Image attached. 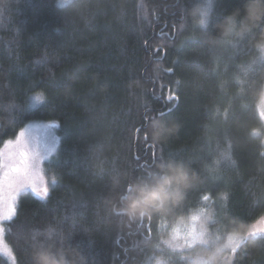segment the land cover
Listing matches in <instances>:
<instances>
[{
    "label": "trees",
    "instance_id": "16d2710c",
    "mask_svg": "<svg viewBox=\"0 0 264 264\" xmlns=\"http://www.w3.org/2000/svg\"><path fill=\"white\" fill-rule=\"evenodd\" d=\"M243 2L209 3L203 31L187 15L197 0H0V145L34 121L60 137L47 194L21 192L4 222L16 264L53 233L85 264H264V23L212 39ZM168 160L193 176L182 200L120 214L125 187ZM192 214L207 242L172 248L159 229Z\"/></svg>",
    "mask_w": 264,
    "mask_h": 264
},
{
    "label": "clouds",
    "instance_id": "9594fccd",
    "mask_svg": "<svg viewBox=\"0 0 264 264\" xmlns=\"http://www.w3.org/2000/svg\"><path fill=\"white\" fill-rule=\"evenodd\" d=\"M209 2L214 4L215 0ZM187 15L196 28L207 31L211 19L204 0H197ZM262 23L264 0H244L240 7L233 8L217 22L216 33L212 39L225 40L233 36H243ZM255 47L264 52V30L258 33ZM192 180L193 176L183 161H161L156 164L155 171L137 177L125 187L118 211L130 218L143 219L153 211L179 203L185 190L191 186ZM175 231L176 229H173V233ZM68 238L66 234L53 233L45 242L36 243L30 252L31 264H85L77 249L65 246ZM152 264H165V261L162 257H154Z\"/></svg>",
    "mask_w": 264,
    "mask_h": 264
},
{
    "label": "rangeland",
    "instance_id": "374dc122",
    "mask_svg": "<svg viewBox=\"0 0 264 264\" xmlns=\"http://www.w3.org/2000/svg\"><path fill=\"white\" fill-rule=\"evenodd\" d=\"M204 3L208 10L209 0H204ZM37 97L39 96H31V106H35L40 101ZM258 112L264 120V92L258 103ZM59 142L60 137L54 126L45 121H34L26 123L14 137L8 138L0 145V159L4 164V175L0 179V254L5 256L11 264L16 263L4 239V222L14 216L17 198L21 192L30 191L35 195H41L45 191L49 183L45 163L55 155ZM10 167L19 168L20 172L9 173ZM10 206L13 211L10 218L5 219L9 216ZM173 229H176L175 233ZM255 229L264 231V216L256 223ZM159 232L168 234L166 243L176 250L207 242L198 214L179 218L169 226L163 225ZM239 239L238 235L229 236L221 249L227 250L234 247ZM190 263L213 264V258L200 257L193 259Z\"/></svg>",
    "mask_w": 264,
    "mask_h": 264
},
{
    "label": "snow or ice",
    "instance_id": "6c2138e0",
    "mask_svg": "<svg viewBox=\"0 0 264 264\" xmlns=\"http://www.w3.org/2000/svg\"><path fill=\"white\" fill-rule=\"evenodd\" d=\"M63 2H67V0H63ZM239 7V6H238ZM41 97H37V99H40ZM169 99H171V97H169ZM171 111V110H169ZM142 129H138L137 131H141ZM145 139H147V137H145ZM3 168H4V164H3V161L2 159H0V179H2L4 173H3ZM20 172V169L19 168H16V167H10L9 168V173H19ZM45 194H47V189H45ZM13 209L12 207L10 206L9 209H8V212H9V216H6L5 219H9L10 218V215L12 213ZM253 235H255L253 233Z\"/></svg>",
    "mask_w": 264,
    "mask_h": 264
}]
</instances>
